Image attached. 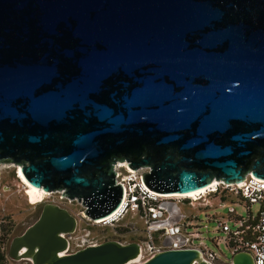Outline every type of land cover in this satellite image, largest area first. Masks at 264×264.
I'll list each match as a JSON object with an SVG mask.
<instances>
[{
	"label": "water",
	"instance_id": "water-1",
	"mask_svg": "<svg viewBox=\"0 0 264 264\" xmlns=\"http://www.w3.org/2000/svg\"><path fill=\"white\" fill-rule=\"evenodd\" d=\"M189 193L264 179V0H0V163L98 219L119 204L114 164ZM77 218L44 203L9 244L29 264H129L138 241L69 251ZM135 264L212 262L198 247Z\"/></svg>",
	"mask_w": 264,
	"mask_h": 264
},
{
	"label": "built area",
	"instance_id": "built-area-1",
	"mask_svg": "<svg viewBox=\"0 0 264 264\" xmlns=\"http://www.w3.org/2000/svg\"><path fill=\"white\" fill-rule=\"evenodd\" d=\"M113 169L116 183L122 186V196L118 206L98 219H90L84 216L82 211L79 214L96 225L106 227L122 225L129 231L139 233L141 238L137 241L140 243V255L129 264L142 261L157 251L188 247L200 248L206 259L216 262L217 257L214 252L200 243L195 244V240L200 239L198 225L194 222L196 217L187 215L182 208L184 201L193 205L194 202L211 194H228L245 200L248 204L258 203L259 209L256 215L253 216L248 210V216L245 218L236 215L230 208V215L235 219L234 224L223 217L211 219L215 222L218 231L226 233L224 242L230 252L248 251L252 256L253 264H264V179L248 172L239 182L226 183L223 180H213L204 187V191L183 197L166 195L150 189L142 179V173L148 171L149 167L133 170L125 161H117ZM208 203V198L202 201L203 205ZM136 222L141 223L140 228L133 225L137 224ZM71 234L67 236L69 243ZM97 243L99 242H82L79 243L78 248Z\"/></svg>",
	"mask_w": 264,
	"mask_h": 264
},
{
	"label": "rangeland",
	"instance_id": "rangeland-1",
	"mask_svg": "<svg viewBox=\"0 0 264 264\" xmlns=\"http://www.w3.org/2000/svg\"><path fill=\"white\" fill-rule=\"evenodd\" d=\"M10 163H0V264H25L26 260H12L8 257V248L11 239L19 235L27 226L34 222L39 215L44 203H54L67 208L77 218V227L71 234L69 251L78 249L79 243L97 241L102 242L107 239L119 240L121 242L137 241L141 235L135 231H129L122 225L116 227H106L93 224L85 220L79 214L82 206L77 200L67 198L62 191H53L43 201H32L27 194V187L20 182L13 166H5ZM63 196L64 198H61ZM208 198L209 203L203 205L202 201ZM183 211L196 217L194 222L199 232V238L195 244H202L210 251L214 252L220 262H226L230 258V249L224 242L226 233L215 228L213 217H223L229 219L234 224L235 219L230 215V208L238 216L245 218L248 210L252 215H256L258 203L248 204L245 200L235 198L231 195H209L203 197L193 205L184 201ZM136 228L141 227V223L136 222Z\"/></svg>",
	"mask_w": 264,
	"mask_h": 264
},
{
	"label": "bare ground",
	"instance_id": "bare-ground-1",
	"mask_svg": "<svg viewBox=\"0 0 264 264\" xmlns=\"http://www.w3.org/2000/svg\"><path fill=\"white\" fill-rule=\"evenodd\" d=\"M5 166H13V167H15V169H16V175H17L18 179L20 180V182H22V183H24L26 185V187H27V194H28L29 198L32 201H36V202L43 201L48 196L51 195V193L42 190V188H38V187H35V186L30 185L27 182V180L24 178L23 174L21 173L19 166H15L13 164H7V165L5 164ZM204 189L205 188L202 187V188H200L198 190H195V191H192V192H189V193H184V194H180V193H163V194L188 197V196H191V195H195L196 193H200L201 191H204Z\"/></svg>",
	"mask_w": 264,
	"mask_h": 264
},
{
	"label": "flooded vegetation",
	"instance_id": "flooded-vegetation-1",
	"mask_svg": "<svg viewBox=\"0 0 264 264\" xmlns=\"http://www.w3.org/2000/svg\"><path fill=\"white\" fill-rule=\"evenodd\" d=\"M25 264H29V263L25 261Z\"/></svg>",
	"mask_w": 264,
	"mask_h": 264
},
{
	"label": "trees",
	"instance_id": "trees-1",
	"mask_svg": "<svg viewBox=\"0 0 264 264\" xmlns=\"http://www.w3.org/2000/svg\"><path fill=\"white\" fill-rule=\"evenodd\" d=\"M228 195V194H227Z\"/></svg>",
	"mask_w": 264,
	"mask_h": 264
}]
</instances>
